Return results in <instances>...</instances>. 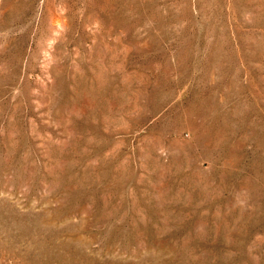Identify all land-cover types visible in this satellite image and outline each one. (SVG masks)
Instances as JSON below:
<instances>
[{"label": "rangeland", "instance_id": "obj_1", "mask_svg": "<svg viewBox=\"0 0 264 264\" xmlns=\"http://www.w3.org/2000/svg\"><path fill=\"white\" fill-rule=\"evenodd\" d=\"M0 264H264V0H0Z\"/></svg>", "mask_w": 264, "mask_h": 264}]
</instances>
